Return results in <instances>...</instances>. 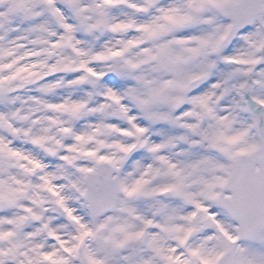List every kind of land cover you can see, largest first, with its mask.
Masks as SVG:
<instances>
[{
  "label": "snow or ice",
  "instance_id": "snow-or-ice-1",
  "mask_svg": "<svg viewBox=\"0 0 264 264\" xmlns=\"http://www.w3.org/2000/svg\"><path fill=\"white\" fill-rule=\"evenodd\" d=\"M0 264H264V0H0Z\"/></svg>",
  "mask_w": 264,
  "mask_h": 264
}]
</instances>
